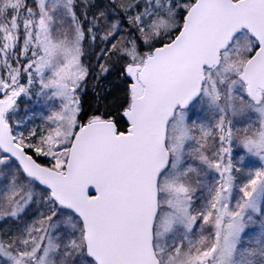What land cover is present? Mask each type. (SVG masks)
<instances>
[{"label":"snow or ice","instance_id":"6c2138e0","mask_svg":"<svg viewBox=\"0 0 264 264\" xmlns=\"http://www.w3.org/2000/svg\"><path fill=\"white\" fill-rule=\"evenodd\" d=\"M0 264H264V0H0Z\"/></svg>","mask_w":264,"mask_h":264}]
</instances>
